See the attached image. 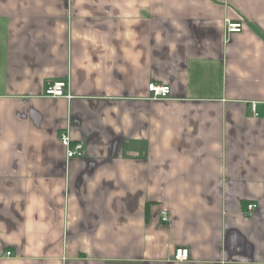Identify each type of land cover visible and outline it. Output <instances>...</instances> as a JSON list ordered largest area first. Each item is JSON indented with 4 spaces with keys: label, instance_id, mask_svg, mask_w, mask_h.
Instances as JSON below:
<instances>
[{
    "label": "crops",
    "instance_id": "0c3cea01",
    "mask_svg": "<svg viewBox=\"0 0 264 264\" xmlns=\"http://www.w3.org/2000/svg\"><path fill=\"white\" fill-rule=\"evenodd\" d=\"M0 264H264V0H0Z\"/></svg>",
    "mask_w": 264,
    "mask_h": 264
},
{
    "label": "built area",
    "instance_id": "2783aa9c",
    "mask_svg": "<svg viewBox=\"0 0 264 264\" xmlns=\"http://www.w3.org/2000/svg\"><path fill=\"white\" fill-rule=\"evenodd\" d=\"M241 23H227L228 32H239L241 30ZM66 82L65 81H56L46 86L44 95L48 97H67L66 93ZM148 90L151 98H167L170 95V87L167 84H158L155 82H150L148 84ZM252 109L255 110L254 105ZM61 144L65 147L66 157H83L85 155L84 143L81 141L72 143L71 138L68 133L61 132L59 136ZM256 204L248 203L246 205V213H250ZM161 220L164 223L169 221V216L166 210L161 211ZM10 253L7 252V255ZM173 257L176 260H184L188 257V250L185 247H178L175 249Z\"/></svg>",
    "mask_w": 264,
    "mask_h": 264
}]
</instances>
